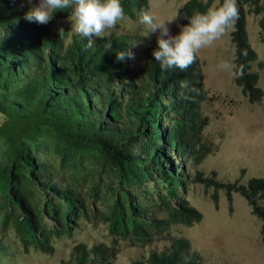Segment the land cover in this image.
I'll return each mask as SVG.
<instances>
[{"label": "trees", "instance_id": "obj_1", "mask_svg": "<svg viewBox=\"0 0 264 264\" xmlns=\"http://www.w3.org/2000/svg\"><path fill=\"white\" fill-rule=\"evenodd\" d=\"M212 1L189 0L183 12L190 19ZM121 4L131 19L148 5ZM237 6L232 41L243 75L235 80L254 103L263 93L251 72L256 55L245 6L264 17V0H237ZM27 11L17 0H0V233L11 230L25 253L46 255L54 253V240L72 237L82 222L104 224L114 244L148 245L172 225L201 222L186 198L191 183L206 193L212 188L216 205L219 190L229 200L240 194L264 226L258 203L264 200V178L221 183L215 172L205 176L196 169L212 152L201 142L207 119L198 59L183 72L162 70L152 56L158 48L150 47L141 76L116 58L133 51L128 37L96 38L88 49L86 38L67 29L48 33L46 24L26 21ZM71 11L54 16L67 18ZM2 240L0 264H13ZM116 252L103 243H77L62 264H112ZM132 264L203 263L180 237Z\"/></svg>", "mask_w": 264, "mask_h": 264}, {"label": "rangeland", "instance_id": "obj_2", "mask_svg": "<svg viewBox=\"0 0 264 264\" xmlns=\"http://www.w3.org/2000/svg\"><path fill=\"white\" fill-rule=\"evenodd\" d=\"M188 1L147 0L146 10L151 8L161 20L174 18L172 22L166 23L171 34L177 35L181 26L190 23L183 12ZM207 1L203 0L205 3ZM38 3L39 0H32L31 4L28 0H17V4L28 11ZM252 9L245 6L246 30L250 47L256 55L255 61L251 63V72L258 76L257 87L263 93L260 101L251 103L242 87L237 85L236 77L219 67L221 60L235 63L237 51L232 41L234 28L211 47L204 48L197 54L200 82L206 92L201 111L207 119V125L203 129L201 142L206 148H212V152L196 169L205 176L215 172L221 183L246 185L251 178H264V29L260 26L264 17L262 14L250 13ZM72 26L70 17L53 16L46 24L48 33L67 29L69 35H76L71 31ZM144 35L145 25L140 23L138 13L135 19L125 16L115 29L108 30L102 38L112 40L126 36L131 46L138 41L132 47L134 58L126 57L125 63L142 76L146 65V50L150 47L158 48V32ZM57 174L60 176L58 172ZM213 191L209 188L206 193L202 185L191 183L186 198L202 214L201 222L191 227L172 225L162 239L144 246H135L125 241L114 244L113 237L104 224L92 225L87 222H82L72 237L54 240V253L51 255L36 250L25 253L11 230L0 233V238L8 247L13 264H62L70 259L72 248L77 243H84L89 247L103 243L114 247L117 252L112 264H132L136 260H145L151 252L165 251L172 238L180 237L190 242L192 251L200 255L203 264H264L263 222L252 213L251 207L240 194L232 193L229 200L225 191L219 190L216 205L210 199ZM258 203L264 207V200Z\"/></svg>", "mask_w": 264, "mask_h": 264}, {"label": "clouds", "instance_id": "obj_3", "mask_svg": "<svg viewBox=\"0 0 264 264\" xmlns=\"http://www.w3.org/2000/svg\"><path fill=\"white\" fill-rule=\"evenodd\" d=\"M28 3L31 4L32 0H28ZM68 8L72 9L71 31L87 39L88 49L94 46L93 37L101 38L125 18L121 0H39L38 4L25 13L24 19L47 24L55 12ZM238 18L237 0H222V3L221 0H214L206 12L194 13L190 23L181 26L179 34L172 35L166 22L170 23L174 18L161 20L151 8L140 12V23L145 25L144 36L158 32V49L152 52L154 60L159 62L162 70L179 69L182 72L197 62V54L202 49L211 47L233 29ZM138 43L137 41L131 47ZM243 54L246 55V52ZM126 57L132 59L134 54L130 50L121 51L116 58L123 61ZM219 67L230 72L233 77L243 75V66H237L234 62L221 60Z\"/></svg>", "mask_w": 264, "mask_h": 264}]
</instances>
